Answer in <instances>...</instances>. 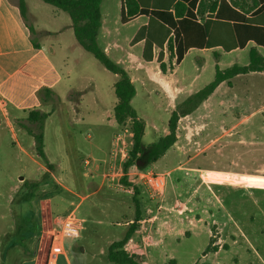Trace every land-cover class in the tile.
Instances as JSON below:
<instances>
[{"label": "rangeland", "instance_id": "374dc122", "mask_svg": "<svg viewBox=\"0 0 264 264\" xmlns=\"http://www.w3.org/2000/svg\"><path fill=\"white\" fill-rule=\"evenodd\" d=\"M120 6L121 0H104L103 3L104 26L110 30L108 42L114 49L108 55L128 71L135 84L137 92L131 103L145 122L143 142L150 145L169 133L168 123L176 105L213 80L217 60L210 50L190 51L172 76L182 81L187 90L171 103L165 93L156 91L159 87L153 82L140 83L136 68L142 61L139 49L142 46H132L130 41L144 17L123 24ZM66 18L70 20L67 14ZM104 41L99 38L101 46H104ZM75 48L74 52L83 57L70 81L82 87L89 85L83 99L86 106L78 113L66 100L56 98L46 106L53 109L44 127L47 160L36 151L33 133L38 131V124L28 120L30 111L24 114V122H15L16 138H12L9 128L0 130V264H21L40 243L49 244L51 232L41 231L44 218L41 201L47 196L53 197L57 211L69 207L70 201H82L77 216L82 218L85 213H92L80 238H67V251L74 264H81L82 260L87 264H101V258L92 257V253L104 243L106 233L110 235L107 229L109 220L104 209L95 208L94 203L104 204L111 195L107 189L91 194L93 190L88 187L90 167L85 166L84 160L90 155L89 148L94 142L107 151L121 144L128 157L133 145V136L130 135L133 133L132 120L129 119L124 126H119L114 120L117 102L114 84L119 76L105 68L81 45ZM248 50L249 47L243 51L223 52L220 67L224 69L234 63H248ZM125 52L131 53L130 59L124 57ZM116 54L121 56V63ZM173 62L168 51L164 59L165 72L161 71L169 72ZM82 75H85L84 79ZM240 76L231 80L232 83L222 85L194 112L180 117L175 144L166 155L145 166L157 172H166L178 165L182 167L171 173L173 179L168 181L164 195L151 192L136 174L132 175L131 187L123 184L132 188L133 193L118 191L121 196L116 200L126 204L134 205V186L139 187L140 202L149 206L170 200L177 202L169 218L173 223L181 218L183 223L179 229L185 227L189 234L183 235L180 241L168 239L158 254L153 251L154 247L148 250L147 246L149 255L143 258L151 264H263L264 72ZM81 96V92L73 91L70 97L73 102H80ZM22 132L26 135L23 136ZM120 133L122 137L118 140ZM33 140L34 145L31 146ZM150 154L152 159L160 153L157 147H153ZM185 167L205 169L206 172ZM137 169L136 166L131 171L137 172ZM201 174L206 175L205 183ZM33 183L36 186H32ZM96 183H100V178ZM65 187L75 190L78 196L66 191ZM195 188L197 192L193 193ZM185 206H188L186 213L177 215L183 213L179 210ZM125 207L123 204L122 210L127 214ZM161 211L170 212L166 209ZM151 214L148 210L145 217ZM162 217L167 216L163 214ZM48 225L49 221L44 225L45 229L49 228ZM117 228L123 229L121 226ZM211 229L214 235L222 238L218 245L222 248L218 253L213 250L217 246L209 240ZM77 241L86 252L76 250Z\"/></svg>", "mask_w": 264, "mask_h": 264}, {"label": "crops", "instance_id": "0c3cea01", "mask_svg": "<svg viewBox=\"0 0 264 264\" xmlns=\"http://www.w3.org/2000/svg\"><path fill=\"white\" fill-rule=\"evenodd\" d=\"M143 1L146 3H150V0ZM25 2L27 5V11L26 15H23L20 10V0H0V130L9 128L12 132V138L17 137L16 127L14 125L15 122H19L20 124L24 122V114L34 109L46 113L53 112V109H47L46 106L50 104L54 100V98L59 101L66 100L71 104L72 110L74 109V111L80 113V109L86 106L83 105L85 104L83 99H85L84 96L86 95V89L89 88V85L88 87L84 85L82 87L75 83L73 84L70 81L71 75L74 73V69L79 68V66L81 65L79 61L81 60V57H83L79 52H74V50H77V48L75 47H78V45L80 44L75 38L71 18L69 17L70 20H67V18L65 19V14L67 13L58 8H55L52 5L46 6L45 4L47 3H45L43 0H25ZM103 3L104 0L101 4L102 26L101 30L99 31L100 33L98 37H101L105 40L104 46L102 47L105 49L106 53L109 54L114 49L113 44H110L108 42L110 30L106 25L104 26L105 22L103 20ZM122 3L123 0H121L120 10L122 9ZM138 17H144L140 23V27L138 28L139 30L143 25L147 24L148 17L145 15H138L131 19L129 22ZM216 31L218 33L220 30L217 29ZM133 37H131V40ZM136 44L139 47L142 46V48H139L140 52L142 53L143 42H138ZM253 46H255L254 42H248L244 48H237L228 52L224 51L221 46L210 49L193 48L190 49L186 53V55L192 50H210L217 60L215 66H220L219 61L222 57L223 52L229 53L235 50L243 51L246 47H249L248 56L250 61V50ZM258 50L261 54L264 55V49L262 47H258ZM167 52L168 51L165 49L164 59ZM125 54L126 55H124V57L126 59H130L131 53L125 52ZM154 54L155 58L151 62H146L143 58L141 59L142 61L140 62V66L136 68V74L139 75V80L142 85H145V82L147 81L153 82L157 87H159V89H161L160 91L157 88L156 91L158 93H165L169 101L171 103H174V101L176 102L181 94L185 93L187 90L182 81L172 77L174 75L176 67L184 60L186 55L180 63H176L175 59L172 58L174 59L172 69L169 70V72L164 73L159 68V63L156 59L158 49L154 50ZM117 58L119 60L118 62H120L121 56L118 55ZM126 59L125 61H127ZM198 60H201L202 62L201 58H198ZM121 61L124 60L121 59ZM197 62L199 63V61ZM248 63L234 64L246 65ZM71 66H74V68ZM240 75L245 74L236 75L231 80H234L235 78L239 79V77H241ZM84 76L85 75L81 76L82 79H84ZM89 80L93 81L92 79ZM230 82L232 83V81ZM224 84H227V82H222L216 90H218ZM73 91L82 93L80 102L72 101L70 96ZM87 108L90 109L89 106H87ZM22 133L23 136L26 135L25 132ZM31 135L32 134H30V136ZM31 137L33 138V135ZM121 137L122 134L120 133L117 136V139L119 140ZM33 145L34 140L31 146ZM120 146L121 144H117L116 147L111 148L109 151H107L105 150L104 146H101L94 142L91 148H89L90 155L84 160L85 166L90 167V181L88 182V187L92 188L93 190L91 194H99L103 189H107L109 191L108 194L111 195L110 200L104 204L94 203L95 208L98 209L99 207H102L104 209L106 219L109 220L107 229L110 235L106 233L104 243L98 250L92 253V257L99 256V258H101V264H112L106 258L108 246L112 242L124 237L130 225L134 222L137 216L135 203L134 205L130 203L126 204L124 202L116 200V197L119 198V196H121L120 194H118L119 189L128 193H133L132 188H126L122 183L119 182L122 176L125 174L123 170V162L127 157V153L123 149H121ZM166 153L164 155H166ZM181 168L182 167L178 165L173 169H170V176L168 181H172L173 179L171 173ZM185 168L190 170H200L199 172L201 173L206 172L205 169L196 167ZM135 174L136 172L130 171L127 173V176L131 179L132 175ZM99 178L100 183L97 184L96 180H98ZM201 178L205 183L207 179L206 175L203 176V174H201ZM116 179L118 180V183H116ZM66 189H68L66 191H68L69 193L78 196V193H76V191L72 188ZM194 192H197V188L194 189L193 193ZM172 195H174V192ZM41 203L44 209V218L42 221L41 230L43 233H50L52 231L50 227L59 226L57 225V218L59 216H64L71 211H74L76 213L78 207H80V205H83L81 204L82 201H79L77 203L70 201L69 207H65V209H63L62 211H57L53 206L52 196H47L41 201ZM176 203L177 202L170 200L164 203L156 202L155 204L149 206L143 201L140 202L141 217L137 221L138 226L128 242H134L139 246L141 251L145 252V254L139 255L140 259L142 260V264H151L150 261L143 258L144 256L146 257L147 255H149L147 246L148 250L149 248L154 247L153 251L158 254L162 249H164V246L168 239H176L177 241H180L183 235L189 234V231H186L185 227H181L179 229L180 223H183L181 218H177V222L175 221L176 223L171 222L169 218V215L173 213L172 211L175 210L174 207ZM123 204L128 210L127 214L126 211L122 210ZM186 207L188 206H185L184 209H180L179 211H183V213H179L177 215L185 214ZM162 209H166L170 212H163L161 211ZM148 210H150L152 214L149 217H145L146 211ZM163 214H166L167 217H162ZM91 216L92 213L90 212H87L85 213V216H82L84 223L80 233L86 229V223L89 221ZM201 220L202 218L199 219V221ZM48 221L49 228L45 229ZM117 226H121L123 227V229L118 230ZM208 236L210 242L213 241L212 245L217 246L213 248V250L218 253L222 248L221 246H218L222 238L219 237L218 234L214 235L212 229L209 231ZM67 238H65L64 240V250L57 256L56 259L50 258L51 242H49V244L47 245L40 243V245L29 255V258L22 261L21 264H74L67 251ZM72 238L79 239L80 234L79 236ZM127 244L125 245V247L127 246ZM142 246L144 248L146 247V249L144 250ZM75 248L80 253L86 252V249H81L80 241L76 242ZM205 254H207V251H205ZM81 264H87V262L85 260H82Z\"/></svg>", "mask_w": 264, "mask_h": 264}, {"label": "trees", "instance_id": "16d2710c", "mask_svg": "<svg viewBox=\"0 0 264 264\" xmlns=\"http://www.w3.org/2000/svg\"><path fill=\"white\" fill-rule=\"evenodd\" d=\"M43 1L67 13L72 21L75 38L81 47L91 53L105 68L119 76L114 84L117 97L114 117L119 126H124L131 119L133 131V145L123 164L125 174L121 178V183L129 187L133 184L127 173L137 166L138 160L149 164L150 161L164 155L175 144L180 117L198 109L222 82L230 83L231 79L239 74L264 71V55L258 50V47L264 49V0H150V3L143 0H123L122 23H127L138 15L148 17L147 24L136 32L131 44L143 42L142 58L146 62L153 61L154 50L158 49L156 59L164 72L165 49L170 52V57L174 58L176 63H180L186 53L193 48L210 49L221 46L228 52L237 48L242 49L248 42L255 43L250 50L248 64H233L224 69L216 65L213 80L176 105L169 119V133L156 143L147 145L143 142L145 122L139 118L131 103L137 92L135 84L128 71L114 62L98 42L102 26L103 0ZM19 5L21 13L26 15L25 0H20ZM217 29L220 30L218 33ZM49 115L50 113L34 109L28 116L30 122L38 124V131L33 133L35 147L38 155L45 160L47 159L44 150V127ZM153 147H157L160 154L151 159L150 150ZM32 186L36 184L33 183ZM139 194V187L134 186L133 200L137 210L134 222L123 238L108 246L106 258L112 264H142L139 255L130 254L125 249L141 217Z\"/></svg>", "mask_w": 264, "mask_h": 264}, {"label": "built area", "instance_id": "2783aa9c", "mask_svg": "<svg viewBox=\"0 0 264 264\" xmlns=\"http://www.w3.org/2000/svg\"><path fill=\"white\" fill-rule=\"evenodd\" d=\"M127 131V129H126ZM133 136V133H130ZM136 175L140 182L148 187L151 192L158 196L165 194L170 172H157L147 168L137 169ZM84 220L77 216L74 211L69 212L64 216L57 218L58 227H54L51 231V245H50V258L56 259L59 254L64 250V240L67 237H77L83 228ZM150 243V241H149ZM125 249L130 254L143 255L144 251H141L139 246L134 242H128Z\"/></svg>", "mask_w": 264, "mask_h": 264}, {"label": "water", "instance_id": "95a60500", "mask_svg": "<svg viewBox=\"0 0 264 264\" xmlns=\"http://www.w3.org/2000/svg\"><path fill=\"white\" fill-rule=\"evenodd\" d=\"M147 164H148V163L143 162V161H141V160H138V161H137V167H138V168H144Z\"/></svg>", "mask_w": 264, "mask_h": 264}]
</instances>
